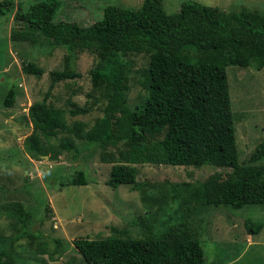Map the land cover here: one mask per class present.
I'll list each match as a JSON object with an SVG mask.
<instances>
[{"label":"trees","instance_id":"trees-1","mask_svg":"<svg viewBox=\"0 0 264 264\" xmlns=\"http://www.w3.org/2000/svg\"><path fill=\"white\" fill-rule=\"evenodd\" d=\"M167 3L108 4L101 18L83 25L57 18V0H39L24 9L14 0H0V16L12 15L15 25L8 35L12 44L35 45L44 38L50 47L65 49L63 67L50 71L49 90L28 107L32 131L24 139V149L33 159L48 155L54 160L61 150L82 153L81 148H86L84 154L96 153L102 162L111 163L105 182L112 188L140 189L150 182L137 181V165L197 169L210 165L212 173L195 186L168 182V193L158 202L163 210H173L175 217L183 213L182 203L189 214L192 203L236 209L264 204V138L247 160L239 161L227 76L232 65L264 68V9L227 11L185 0L173 11ZM83 50L97 59L89 69L90 79L94 88H103L107 100L102 115L86 130L81 121L68 124L65 110L47 102L55 83L80 76L74 60ZM128 53L148 55L142 80L145 95L133 109L126 98ZM21 70L37 76L44 72L32 60H23ZM16 96L15 88H9L2 106L11 108ZM88 110L75 107L68 112L77 115ZM62 131H68L70 139L60 137L55 148L51 140ZM68 173L70 178L60 187L88 183L85 169ZM47 184L51 188L50 180ZM145 206L153 204L146 201ZM11 207L6 213L18 226L10 236L0 237V264H24L27 260L20 263L21 257L12 250L14 243L26 238L32 246L42 235L33 231L36 219L31 208L21 200ZM190 226L179 222L155 233L147 224L141 238L79 236L72 244L86 264H204V248ZM244 227L256 234L263 223L247 219ZM37 245V250L40 246L46 252L43 243ZM47 253L53 259L56 251Z\"/></svg>","mask_w":264,"mask_h":264},{"label":"rangeland","instance_id":"rangeland-1","mask_svg":"<svg viewBox=\"0 0 264 264\" xmlns=\"http://www.w3.org/2000/svg\"><path fill=\"white\" fill-rule=\"evenodd\" d=\"M14 1L24 9L39 0ZM57 1V18L83 25L101 18L108 4L136 6L141 2ZM166 1L170 3L166 7L174 11L185 0ZM195 1L227 11L241 7L264 9V0ZM11 17L8 14L0 16V106L9 88L14 87L17 92L11 108L0 107V237L10 236L18 226L6 212L11 211L12 204L19 200L32 209L36 219L33 231H39L42 235L32 246H29L26 238L14 243L12 250L21 257L20 263L26 259L24 264H86L72 244L76 237L141 238L147 233V224L151 232L156 233L167 225L181 222L196 229L205 251L204 264H264V204H246L236 209L192 203L193 213L189 214L184 212L186 207L182 203L183 213L179 212L177 217L173 215V210H163L164 207L160 206L162 196L168 193V182L195 186L212 173V167L208 164L199 169L165 164L159 167L148 163L137 165L140 167L137 181L148 179L150 182L140 189H132L130 185H119L117 188L107 185L105 179L109 176L111 163L102 162L99 154H84L86 148H81L82 153L61 150L54 160L48 155L39 160L31 158L24 149V139L32 131L27 110L33 101L41 100L49 90L50 71L63 67L65 49L50 47L44 38L40 39L42 43L35 45L12 44L8 38L11 28L15 26ZM126 58V98L133 109L145 95L142 80L148 68V55L128 53ZM23 60L34 61L44 69L43 74L37 76L23 72ZM95 61L94 54L88 50L78 52L74 68L80 76L55 83L47 99V102L65 110L68 124L81 121L85 130L102 115L107 101L103 88H94L90 79L89 69ZM227 76L238 158L245 161L264 138V68L232 65L227 67ZM69 101L74 104L69 105ZM75 107H88L89 110L84 114L71 115L68 110ZM70 135L68 131H62L51 142L56 148L60 137L70 139ZM76 169H85L88 183L60 187L70 178L68 171ZM50 172L52 177L49 176ZM89 176L96 178L90 180ZM47 180H50L51 188ZM146 201L153 206H145ZM247 219L263 223L261 231L247 233L244 227ZM124 230L127 233L122 234ZM39 242L43 243L46 252L40 246L36 249ZM50 251H56L53 259L47 253Z\"/></svg>","mask_w":264,"mask_h":264},{"label":"clouds","instance_id":"clouds-1","mask_svg":"<svg viewBox=\"0 0 264 264\" xmlns=\"http://www.w3.org/2000/svg\"><path fill=\"white\" fill-rule=\"evenodd\" d=\"M47 42V41H46ZM54 48V47H53ZM19 86H21V84H19Z\"/></svg>","mask_w":264,"mask_h":264}]
</instances>
